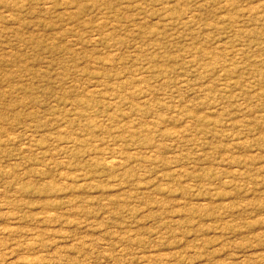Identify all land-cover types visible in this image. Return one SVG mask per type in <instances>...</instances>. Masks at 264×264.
<instances>
[{
	"label": "rangeland",
	"instance_id": "1",
	"mask_svg": "<svg viewBox=\"0 0 264 264\" xmlns=\"http://www.w3.org/2000/svg\"><path fill=\"white\" fill-rule=\"evenodd\" d=\"M0 264H264V0H0Z\"/></svg>",
	"mask_w": 264,
	"mask_h": 264
}]
</instances>
